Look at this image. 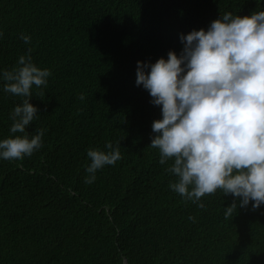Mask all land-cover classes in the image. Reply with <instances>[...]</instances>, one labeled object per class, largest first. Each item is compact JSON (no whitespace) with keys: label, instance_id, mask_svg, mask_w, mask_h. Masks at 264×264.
<instances>
[{"label":"trees","instance_id":"1","mask_svg":"<svg viewBox=\"0 0 264 264\" xmlns=\"http://www.w3.org/2000/svg\"><path fill=\"white\" fill-rule=\"evenodd\" d=\"M255 11L264 0H0V73L29 49L51 71L33 86L39 113L26 128L44 130L42 147L0 158V264H264V204L225 219L238 198L217 190L194 203L172 190L173 161L149 147L161 107L136 85L138 61L179 55L181 35ZM3 84L0 140L21 135L10 115L24 99ZM108 142L122 158L85 183L88 150Z\"/></svg>","mask_w":264,"mask_h":264},{"label":"clouds","instance_id":"2","mask_svg":"<svg viewBox=\"0 0 264 264\" xmlns=\"http://www.w3.org/2000/svg\"><path fill=\"white\" fill-rule=\"evenodd\" d=\"M20 39L31 43L30 36ZM180 39L179 55L169 51L167 59L137 62L136 85L148 91L162 113L152 124L149 147L158 149L161 164L173 161L167 171L177 181L169 187L186 201L195 203L220 190L239 199V205L234 201L226 208L225 219L238 206L252 203L257 210L264 204V11L248 16L227 12L207 30ZM50 76L49 69L33 63L31 49L19 57L18 67L0 73L3 91L24 98L10 115V132L21 135L0 140V158L23 160L42 147L44 130L30 136L26 128L39 113L30 102L33 86L46 87ZM106 148L88 150L85 183L122 158L119 144L114 148L108 142Z\"/></svg>","mask_w":264,"mask_h":264}]
</instances>
